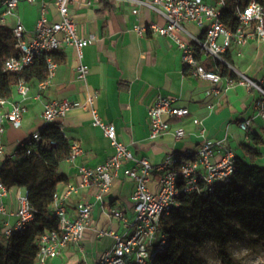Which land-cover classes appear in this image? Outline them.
<instances>
[{
	"label": "built area",
	"instance_id": "built-area-1",
	"mask_svg": "<svg viewBox=\"0 0 264 264\" xmlns=\"http://www.w3.org/2000/svg\"><path fill=\"white\" fill-rule=\"evenodd\" d=\"M29 4L37 0H0V41H2L3 26L10 17L14 18L11 26L13 45L10 54L4 57L2 69L5 72L19 74L27 66L43 55H46L47 78L36 84L37 95L50 84L54 76L57 62L49 55L58 52L64 46L73 47L80 60L76 70L77 78L86 79L88 66L81 59L83 48L92 44L96 37L93 34L81 36L74 20L70 17L69 6L74 0H53L58 20L48 17V3L40 0L39 16L33 30L29 33L20 15L15 9L20 2ZM92 0H85L90 5ZM117 5L127 4L134 15H139L142 8H147L163 20V24L155 21L137 22L132 26L139 36L160 35L169 38L180 53L183 73H190L197 79L206 80L210 84L208 94L220 100L235 85L240 84L248 90L257 92L254 101V114L237 123L247 134L252 133L254 118L264 122V76L251 78L228 63V54L235 50L237 56H242L241 49L254 41L264 44V5L256 0H233V24L228 25L226 7L228 0H108ZM191 24L199 33H193L187 28ZM218 61L234 71L236 77L222 76L220 73L208 70L206 64ZM30 84L20 79L16 85L19 100L11 95L0 96V160L5 157L19 159L36 151L39 146L51 147L52 140L44 139L41 131L57 118L65 116L78 106L86 107L92 117V124L102 129L104 135L114 147V153L102 164L96 167L81 165L78 167L80 183L77 186L68 185L63 194L56 190L51 204L52 216L56 218L58 227L48 230L38 239V252L35 264H50L69 244L78 247L82 259L78 264H89L80 245L85 230L91 223V212L94 203L79 202L72 212L67 210L66 200L72 192L79 188L94 186L98 192L97 202H102L120 171L124 176L134 181L131 194L134 217L129 220L121 208H111L110 215L119 219L125 232L119 234L112 229L98 231L99 236H111L114 243L106 249L96 261V264H153L155 255L163 252L168 243V235L163 230L164 220L172 211L178 209L183 196L198 195L205 197L216 186L229 182L237 168L236 156L224 139L212 140L206 137L202 121L194 117L193 122L200 126L201 141L194 151L178 153L171 151L158 164L150 163L144 157H137L117 139L112 123H105L99 117L94 99L96 91L86 95L83 103L70 99L50 100L43 104L41 113L42 126L38 131L21 140L18 149L11 155H4L5 148L2 136L6 123L12 127L21 126L23 114L26 111L25 102L30 98ZM212 110L214 104L208 105ZM149 118V139L155 140L171 131L170 119L185 118L190 115L187 107L176 105V98L158 94L147 108ZM176 138L185 134L182 127L173 131ZM21 150V152H18ZM81 153L76 143L70 144L68 159L73 160ZM0 161V215L15 216L14 224L4 221L0 225V242L8 240L13 233L29 228L34 221L35 209L28 200L26 187H7L1 177ZM159 174L157 188L148 187L150 175ZM12 192L17 207L10 211L5 203V197Z\"/></svg>",
	"mask_w": 264,
	"mask_h": 264
},
{
	"label": "crops",
	"instance_id": "crops-1",
	"mask_svg": "<svg viewBox=\"0 0 264 264\" xmlns=\"http://www.w3.org/2000/svg\"><path fill=\"white\" fill-rule=\"evenodd\" d=\"M44 1L48 3L49 19L58 20L53 0ZM39 3L40 0L33 4L22 1L15 9L29 33L39 16ZM69 14L81 36L93 34L96 37L92 44L83 48L81 61L88 66L86 79L81 81L77 78L76 68L80 60L76 50L64 46L57 53L65 56V62L57 63L54 76L40 98H35L36 84L30 85V98L25 102L26 111L21 126L15 128L6 123L2 136L5 156L13 154L21 140L41 128L44 102L70 99L83 103L87 94L96 91L94 107L101 120L114 125L117 139L127 145L135 156L144 157L152 164L160 163L171 151L183 153L196 150L201 141L200 126L193 122L196 117L202 121L206 137L224 139L236 157L247 163L264 166V122L256 117L251 125L252 134L263 140L261 144L252 140L237 125L254 114L256 91L237 84L220 100L209 95L208 81L183 73L179 50L169 38L160 35L143 37L132 29L137 22L151 20L163 24V20L147 8H142L139 15H134L127 4L92 0L90 5H86L85 0H74L69 6ZM13 21L14 18L10 17L2 31V42L10 50L13 48ZM187 28L199 33L191 24ZM241 52L242 56H237L235 50L230 51L228 59L236 60V68L251 78L264 76V44L252 41L242 47ZM158 94L176 98V105L187 107L190 115L170 119L171 131L151 140L147 108ZM11 97L19 100L16 87ZM210 104H214L212 110L208 108ZM56 120L61 123L65 139L70 144L76 143L81 149V153L73 160L65 158L58 165V171L66 177V181L59 183L56 190L63 194L68 185L77 186L80 183L79 166L93 168L104 163L114 153V147L102 129L92 124L91 113L84 106L73 108ZM176 127L185 130L180 138H176L173 133ZM245 147L259 153L253 162L245 152ZM4 159L0 160L1 163ZM260 162L263 164H258ZM158 179V173L150 175L149 189L157 188ZM133 190L134 181L120 171L102 202L96 201L98 190L94 186L79 188L66 200L69 212L79 202L94 203L91 223L80 243L89 264H96L101 254L114 243L111 236H99L98 231L112 229L123 234L126 230L119 219L110 215V209L121 208L129 220L133 219L130 198ZM5 203L10 211L16 210L17 203L12 192L5 197ZM4 221L12 225L16 217L0 215V225ZM81 259L78 247L69 244L50 264H78Z\"/></svg>",
	"mask_w": 264,
	"mask_h": 264
},
{
	"label": "trees",
	"instance_id": "trees-1",
	"mask_svg": "<svg viewBox=\"0 0 264 264\" xmlns=\"http://www.w3.org/2000/svg\"><path fill=\"white\" fill-rule=\"evenodd\" d=\"M256 1L264 5V0ZM232 6L233 0H228L225 17L229 26L233 24ZM8 54L10 49L0 41V96L11 95L20 79L35 85L47 78L46 55L36 59L21 73L14 74L2 69V61ZM49 55L58 64L65 62L63 54L54 52ZM206 68L222 76L236 77L234 71L218 61L207 63ZM41 136L54 141L55 145L39 146L33 153L19 159H4L1 165V177L7 187H26L35 215L29 228L0 242V264H35L40 235L58 227L51 213V204L57 185L66 181L58 171V165L68 158L70 143L57 120L47 125ZM248 136L256 143H263L255 134ZM245 150L252 162L259 154L247 147ZM236 162V171L229 182L216 186L205 197L190 195L180 198V207L164 220L167 247L155 255L153 264H203L196 248L185 242L178 229L191 217L212 225L219 252L227 263H236L228 247L237 241H247L264 252V166L247 163L239 157ZM258 264H264V259Z\"/></svg>",
	"mask_w": 264,
	"mask_h": 264
},
{
	"label": "rangeland",
	"instance_id": "rangeland-1",
	"mask_svg": "<svg viewBox=\"0 0 264 264\" xmlns=\"http://www.w3.org/2000/svg\"><path fill=\"white\" fill-rule=\"evenodd\" d=\"M228 63L233 67H238L236 60L228 59ZM178 229L185 242L196 248L198 257L203 264H258L264 259L262 250L247 241H237L228 247V251L236 263L223 261L210 223L195 221L191 217L189 222L178 226Z\"/></svg>",
	"mask_w": 264,
	"mask_h": 264
}]
</instances>
